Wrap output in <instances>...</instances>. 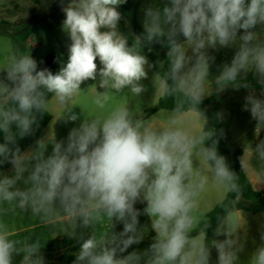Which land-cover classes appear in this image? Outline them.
I'll return each instance as SVG.
<instances>
[{
	"label": "clouds",
	"instance_id": "obj_1",
	"mask_svg": "<svg viewBox=\"0 0 264 264\" xmlns=\"http://www.w3.org/2000/svg\"><path fill=\"white\" fill-rule=\"evenodd\" d=\"M125 3L70 0L65 6L61 0L62 27L71 41L66 64L56 73L47 67L37 70V61L16 48L0 69L6 73L0 78V164L10 163L14 173L0 174V264H16V257L19 264H45L39 237L11 238L7 217L17 210L30 211L41 223L64 218L65 233L80 243L73 264H210L212 248L218 264H238L243 251L238 233L247 223L237 208L239 178L218 154L216 133L206 128L207 117L198 106L212 92L209 82L217 92L248 88L243 80L251 71L264 85V37L256 31L258 25L264 31V0H168L162 9H144V32L131 44L119 30L123 17L118 8ZM153 42L168 49L167 70L153 78L154 87L158 80L160 93L174 99L167 126H150L129 104L89 118L82 108L80 114L74 111L78 94L90 89L92 104L101 110L113 97L145 92L142 81L154 65L142 49ZM234 45L231 62L209 81L215 58L207 50ZM88 80L96 83L82 90ZM49 94L64 108L59 119L75 122L83 116V121L66 141L48 136L22 152L17 138L33 133L37 113L47 111ZM245 101L258 134L264 128V99L250 92ZM49 143L52 153L46 157ZM251 152L264 175V140ZM241 165L246 172L244 156ZM209 186L225 194L217 203L223 215L215 229L225 239L211 242L208 214L200 209ZM137 202H146L143 214L155 236L144 252L122 255L145 235ZM115 222L123 224L122 231L113 230ZM260 239L264 242V231ZM248 264H264V243Z\"/></svg>",
	"mask_w": 264,
	"mask_h": 264
},
{
	"label": "crops",
	"instance_id": "obj_2",
	"mask_svg": "<svg viewBox=\"0 0 264 264\" xmlns=\"http://www.w3.org/2000/svg\"><path fill=\"white\" fill-rule=\"evenodd\" d=\"M64 1V0H63ZM142 2V0H141ZM141 2L139 6L141 5ZM138 6V8H139ZM138 11V9H137ZM120 30V28H119ZM103 31V29H102ZM121 31V30H120ZM261 32L262 37H264V31ZM71 41L69 39L68 34L54 47L52 51L57 52L64 60L67 61L68 59V46L70 45ZM39 48V46H36L35 51ZM219 51L213 52V50H210L208 53H212V57L215 58V65L210 66V70H213L214 68L218 69V63L221 60L224 64H229L231 62V59L234 56V52L232 53V56H219ZM149 62L152 64L149 57H147ZM97 65L98 68L99 60L97 58ZM251 72V71H250ZM248 72L247 75L250 73ZM158 72L154 69V67L149 70L147 79H144L142 81L143 85L146 88V91L143 92L138 99L144 98L145 96L149 94H158L159 98L162 97V94L159 90V83L158 80L155 84H153V78L155 74ZM246 75V76H247ZM211 81V80H210ZM95 81L88 80L84 82L81 85L82 90H86L89 86L95 84ZM209 85L211 86V82H209ZM97 91L103 92V89L97 88ZM236 91V90H235ZM250 92H254L257 98L264 99V95H262V92L264 90L252 88V89H246V90H238V93H241L239 95L241 99H232L230 96L224 95L222 100L220 101V111L219 116L222 121V115L225 111V107L228 110L229 103H239L241 100V103L245 104V98L250 94ZM94 95V90L90 89L86 93H80L78 94L76 100L74 101V105L76 106L74 108V111L77 114L81 113V108L84 111V117H95V116H103L106 115L108 111L112 107H115L117 105L122 104H129L132 107L131 99L135 96H132L131 94L119 96V97H113L110 101L108 106L104 109H98L95 105L92 104V96ZM207 95L206 97H208ZM128 100V98H130ZM205 97V98H206ZM118 101H121L119 104H117ZM230 101V102H229ZM158 102V101H157ZM227 103V104H226ZM157 104V103H156ZM154 104V105H156ZM153 105V106H154ZM151 106V107H153ZM150 107V108H151ZM47 111L49 112L51 118L46 127L43 129V131L37 136V138L23 151H31L36 146V141L45 138V137H52L54 136L57 141L65 140L70 132V130L74 127H78L80 123L83 121V116L80 117L75 122L69 121L65 122L63 119H59L61 114L64 112V108L59 105V103L56 101L54 96L52 95L49 99ZM166 111H171L169 109H159L153 113L146 112V119H150L152 117H155L158 115V113L162 112L165 113ZM232 112V111H231ZM243 115L245 117H248L249 119H252L250 111H243ZM223 122V121H222ZM224 123V122H223ZM225 124V123H224ZM226 125V124H225ZM187 126L191 127V117L189 116L187 120ZM202 126V124L200 125ZM227 126V125H226ZM246 136V135H245ZM232 137L229 128L227 127L226 132V141L229 147L233 149H239L242 151V157L244 156L245 160V167L247 171L245 172L247 176L249 177L253 187L256 190H264V175H261L259 172L260 168V161L255 157V155L252 154L251 148L255 149L256 145L261 141L264 140V134L260 133L259 135H256L254 137ZM53 145L51 143L48 144L47 150L45 152V156L47 157L52 153ZM245 154V155H244ZM13 166L10 165L9 167L5 169H0V174L12 176L13 173ZM245 171V170H244ZM27 175V173L25 174ZM20 187H24V185L21 183L19 185ZM224 192L222 190H217L215 187L209 186L208 190L202 194L201 202H200V209L203 212H209L211 209L214 208V206L224 197ZM140 202H137L135 207H138V204ZM143 204V203H141ZM144 207V206H142ZM247 221L246 227L244 229H241L238 233L240 238V243L243 245V251H241L238 256V264H248L249 259L252 255V253L255 251L257 247L261 245V243H264L260 239L261 231H264V212L252 214L244 209H240ZM145 215V214H143ZM148 219V223H145L144 219H139V227L141 229H145V235L142 241H153V237L155 236V232L151 230L150 224V218L146 215ZM9 226L11 228V238L12 239H23L25 237L32 238L33 241L39 237L41 240V255L44 257V260L53 264H69L66 260L61 259L60 255H67V254H76L79 250L80 243L78 239L74 236H70L65 233V219L58 217L56 220L49 222V223H41L40 220L36 217H33L31 212H21L20 210H17V212L10 213L7 217ZM107 222H105L104 227L107 228ZM115 232H120L123 230V224L121 222H115V227L113 229ZM81 230H78V232ZM225 237L223 235L217 236L214 234L212 240H223ZM129 248H135V247H129ZM135 249H145L146 248H135ZM73 264V263H70ZM210 264H218V252L215 248L211 249V261Z\"/></svg>",
	"mask_w": 264,
	"mask_h": 264
},
{
	"label": "rangeland",
	"instance_id": "obj_3",
	"mask_svg": "<svg viewBox=\"0 0 264 264\" xmlns=\"http://www.w3.org/2000/svg\"><path fill=\"white\" fill-rule=\"evenodd\" d=\"M51 0H0V69H2L9 54L14 52L16 48H19L25 54H30L36 61L39 62L54 49V47L66 36V32L62 27V22L65 19V14L61 10L56 11L51 6ZM70 0H64L63 4L66 6ZM168 0H142L141 5L137 11V18L140 26L143 27L144 9L147 7H159L163 8ZM120 11V10H118ZM122 19L119 25L124 26L128 24L125 13L120 11ZM36 46L39 48L35 51ZM219 51V56L224 57L227 55L232 56V53L237 50V46L219 49H208ZM212 56L210 53H208ZM189 55L191 51L189 50ZM215 65L214 62L210 63ZM224 63L221 60L218 63V69L214 68L210 70L209 81L213 77L219 75ZM6 77L5 72H0V78ZM209 92L215 91L214 87L208 84ZM213 89V90H212ZM226 96H230L234 99H241L238 91L232 89H224L219 91ZM212 93V92H211ZM223 95V97H224ZM134 97L131 99L132 108L137 118L143 119L147 124L152 127H164L167 126L166 118L171 111L165 113H158L155 117L146 119L147 110L157 103L158 94H149L144 98ZM121 101H118L119 104ZM230 102V101H229ZM227 104V103H226ZM232 111V112H231ZM244 104L233 102L229 103L228 110L225 107V111L222 115V121L227 125L232 137H254L260 133L264 134V128L257 134L256 126L257 121L249 119L243 115ZM245 136V137H246ZM144 206V207H142ZM146 207V202L139 203L137 209L143 214V209ZM133 251L142 253L145 249L129 248L122 255H127Z\"/></svg>",
	"mask_w": 264,
	"mask_h": 264
},
{
	"label": "trees",
	"instance_id": "obj_4",
	"mask_svg": "<svg viewBox=\"0 0 264 264\" xmlns=\"http://www.w3.org/2000/svg\"><path fill=\"white\" fill-rule=\"evenodd\" d=\"M51 6L56 11L60 12L62 10L61 0H51ZM141 0H127V3L121 5L118 10L125 13L128 24L121 26L119 28L123 34L129 37V44L133 42V39L136 35H140L144 32V28L140 26L137 18V9ZM256 31H262L261 26H257ZM239 34H243V30H240ZM150 49V50H149ZM167 47L163 43L153 42L152 44L144 47L142 49L143 54L150 58L152 64L154 65V69L158 73H162L167 70L168 60H167ZM66 60H64L57 52L50 51L37 65V70H41L45 67L50 69L53 73H56L60 70V68L66 64ZM164 64V68L161 69L160 64ZM243 83H247L249 85L248 88L240 87L236 89L234 87H227L232 90H246V89H262L264 90V85L259 83V78L254 72H250L243 80ZM211 87L215 88V85L211 84ZM52 94H49V99ZM223 98V94L220 92L212 91V93L203 99L202 103L198 106L200 111H202L207 117V129H212L215 131L216 135L214 139L218 140L217 151L218 154L226 157L227 162L230 166V169L236 173L239 180L238 183L241 186V199L237 204V208L244 209L252 214L264 212V190H256L249 177L245 173L244 169L241 165L242 159V151L239 149H233L229 147L226 141V132L227 126L221 121L219 116L220 111V101ZM174 107V99L172 97L165 98L163 95L158 100L157 104L153 107L149 108L148 112H155L159 109H169L172 110ZM50 114L48 111L45 113H37V124L33 125L34 131L31 135L25 136L24 138H17L16 146H18L23 152L43 131L48 122L50 121ZM3 142V133H0V143ZM211 141L206 142V146H209ZM11 164L5 162L0 164V169H5L9 167ZM235 194L230 193L229 197L234 198ZM208 218L211 226L207 229V238L208 241L211 242L212 238L215 234V229L218 225V217L223 215L222 209L216 204L213 209L207 212ZM139 219L148 223V219L146 215L141 214ZM197 233L194 231L192 235H196ZM153 241H142L139 244H133L130 247L135 248H146L148 249L150 244ZM61 259L67 261V263H73L76 259V255L67 254L60 255ZM19 257H16V264H19ZM45 264H53L45 261Z\"/></svg>",
	"mask_w": 264,
	"mask_h": 264
}]
</instances>
